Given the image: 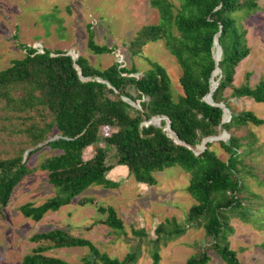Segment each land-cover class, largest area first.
<instances>
[{
	"label": "trees",
	"instance_id": "obj_1",
	"mask_svg": "<svg viewBox=\"0 0 264 264\" xmlns=\"http://www.w3.org/2000/svg\"><path fill=\"white\" fill-rule=\"evenodd\" d=\"M259 1L178 0L175 4L171 0H150L160 21L144 26L128 47L137 56L147 45L164 42L182 69L183 94L178 99L168 71L157 62L137 76L135 66L114 63L98 69L85 57L75 62L66 52H39L20 44L26 52L24 58L0 70V206L7 207L23 179L38 170L48 174L55 193L42 204L20 207V212L35 222L71 205L92 187L119 188L120 184L108 178L118 166L126 167L136 182L151 187L158 183L156 174L179 166L191 175L187 192L196 204L188 213L187 225L167 221L157 229L156 240H147L156 263L162 243L182 237L190 228H203L212 245L190 257L186 264H209L210 249L226 264H241L227 239L232 229L229 223L232 215L245 222L250 220L253 208L251 198L244 197L245 179L254 174L248 170L246 157L258 150L243 131L250 126H264V120L251 111L235 113L231 99L249 98L264 104V79L255 87L249 83L235 85L237 68L251 54L241 19L257 12ZM87 31L91 53H114L113 48L96 42L91 25ZM219 33L221 73L216 77L220 81L212 98L215 104H224L231 111L228 123H224L223 108L205 101L217 69L214 43ZM77 66L87 81L82 80ZM250 77L248 74L247 79ZM157 117L169 118L173 131L186 145L176 143V138L165 131V121L161 128L146 125ZM104 128L114 132L102 136ZM225 131L230 139L220 145L228 155L227 161L212 149V143L199 156L189 148ZM54 138L58 139L51 141ZM101 142L105 147L100 146ZM47 148L57 154L32 167L31 159ZM89 148L95 153L87 160ZM109 148L116 152L115 165L108 163ZM79 205H94V200L83 198ZM96 207L103 216L102 224L118 235L125 234V223L113 207ZM135 236L147 238L144 230L135 232ZM31 242L36 248L22 264H67L49 255L61 249H87L90 254L83 264H138L142 255L138 247L123 260L112 258L90 240L75 237L65 229L35 234Z\"/></svg>",
	"mask_w": 264,
	"mask_h": 264
},
{
	"label": "rangeland",
	"instance_id": "obj_2",
	"mask_svg": "<svg viewBox=\"0 0 264 264\" xmlns=\"http://www.w3.org/2000/svg\"><path fill=\"white\" fill-rule=\"evenodd\" d=\"M171 1L178 4V0ZM259 4L257 12L241 19L251 54L236 70V86L249 83L255 87L264 79V0ZM159 21V13L151 7L150 0H0V70L8 69L13 61L24 58L26 52L19 47L20 44L39 52L62 51L85 57L98 69H106L114 63L128 68L135 66L139 71L137 76L149 71L152 62H157L168 71L178 99L183 94L180 85L182 69L166 50L164 42L147 45L137 56H133L128 47L144 26ZM90 25L96 42L113 48L114 53L97 56L89 51L87 29ZM248 74L251 75L249 80ZM230 94L229 90L227 96ZM231 103L235 113L251 111L264 120V104L249 98H233ZM112 132L114 130L104 128L102 136H110ZM243 133L250 135L258 149L254 156L246 157L248 170L254 177H246L244 197L251 198L253 210L248 222L237 215L231 216L229 224L232 229L227 239L241 264H264V126H250ZM220 142L214 141L212 149L227 161L228 155ZM100 146L105 147V144L101 142ZM108 152L109 165H115L114 148H109ZM94 153V148H89L85 159H91ZM55 154L57 152L44 149L31 159V166L38 167L45 158ZM155 176L158 183L151 187L136 182L126 167L118 166L108 178L120 184L119 188L92 187L71 205L49 213L40 222L26 218L20 207L27 203L42 204L55 191L48 182L47 173L38 170L26 176L15 189L9 205L0 206V264H22L36 248L31 238L56 229H65L75 237L90 240L112 258L123 260L140 247L142 255L138 264H186L190 257L212 245L203 228H190L182 237L162 243L158 263L147 240H156L157 229L167 221L187 225L188 213L196 204L187 192L191 175L176 166ZM83 198L94 200V205L80 206L79 201ZM96 206L113 207L125 223V234L118 235L102 224L103 216L97 212ZM141 230L146 232L147 238L135 236V232ZM208 253L209 264H226L214 250L210 249ZM89 254L87 249L79 248L49 253L67 264H83Z\"/></svg>",
	"mask_w": 264,
	"mask_h": 264
},
{
	"label": "water",
	"instance_id": "obj_3",
	"mask_svg": "<svg viewBox=\"0 0 264 264\" xmlns=\"http://www.w3.org/2000/svg\"><path fill=\"white\" fill-rule=\"evenodd\" d=\"M219 37H220V33L217 34V36H216V38H215V43H214V45H215V59H216L217 69H216V71L214 72V74H213V78H212V80H211V82H212L211 92H210V94L205 98V101H206L208 104H210V105L219 106V107L223 108V109H224V112H225V115H224V123H228V122H230L231 119H232L231 111H230V110H229L224 104H220V105L215 104L214 101H213V98H212L213 93L216 91V89H217V87H218V85H219V81H220V80L216 81V77L221 73V69L219 68V62H220V60H221V57H222V54H223V50H222V47H221L220 44H219ZM67 55L71 56L75 62L79 59V57L72 56L70 53H68ZM76 68L80 71V68H79L78 66H77ZM80 76L82 77V73H81V71H80ZM82 80L87 81V79H84L83 77H82ZM213 82H215L216 85H217L215 88H213ZM132 104H133L134 106H137V107H138V105H136V104H134V103H132ZM156 119H159L160 122H159V123H155L154 121H155ZM163 121L166 122V127H167V129H166L165 131H167L168 134H171V135H172V136H171L172 138H176V143L186 145L184 142H182V141L180 140V138H179V136L177 135V133H175V132L173 131L172 122H171V120H170L169 118H167V117H157V118L152 119L151 121H149V122L146 123V124H147V126H149V125H154V126H156V127L161 128V127H162V122H163ZM229 138H230V134H229L228 132L225 131V132H223V135H222V136L212 137V138H207V139H205V140L202 142L201 145H199V146H197V147H191V146H189V148H190V149H191V150H192L197 156H199V155H201L202 153H204V152L206 151V149H207V145H208L209 143H213L214 141H225V142H226L227 139H229ZM56 139H58V138H54V139L51 140V141H54V140H56ZM48 143H49V142H48ZM42 146H43V145H40L38 148H41ZM32 151H33V150H30L29 152L26 153V158L29 156V154H30Z\"/></svg>",
	"mask_w": 264,
	"mask_h": 264
},
{
	"label": "bare ground",
	"instance_id": "obj_4",
	"mask_svg": "<svg viewBox=\"0 0 264 264\" xmlns=\"http://www.w3.org/2000/svg\"><path fill=\"white\" fill-rule=\"evenodd\" d=\"M216 86H217L216 83L213 82V88H215ZM158 121L160 122V120L156 119V120H155V123H159Z\"/></svg>",
	"mask_w": 264,
	"mask_h": 264
}]
</instances>
